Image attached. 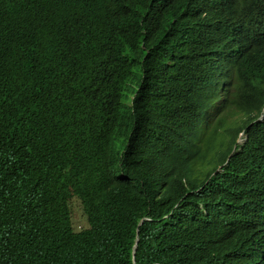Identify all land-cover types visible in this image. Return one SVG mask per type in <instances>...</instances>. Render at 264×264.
<instances>
[{"label":"trees","instance_id":"1","mask_svg":"<svg viewBox=\"0 0 264 264\" xmlns=\"http://www.w3.org/2000/svg\"><path fill=\"white\" fill-rule=\"evenodd\" d=\"M263 115L264 0H0V264H264Z\"/></svg>","mask_w":264,"mask_h":264},{"label":"rangeland","instance_id":"2","mask_svg":"<svg viewBox=\"0 0 264 264\" xmlns=\"http://www.w3.org/2000/svg\"><path fill=\"white\" fill-rule=\"evenodd\" d=\"M73 224L76 230H81L84 227L88 226V220L85 214L83 213L80 204L78 202L75 203L74 211H73Z\"/></svg>","mask_w":264,"mask_h":264},{"label":"clouds","instance_id":"3","mask_svg":"<svg viewBox=\"0 0 264 264\" xmlns=\"http://www.w3.org/2000/svg\"><path fill=\"white\" fill-rule=\"evenodd\" d=\"M261 119H264V115L261 117Z\"/></svg>","mask_w":264,"mask_h":264}]
</instances>
